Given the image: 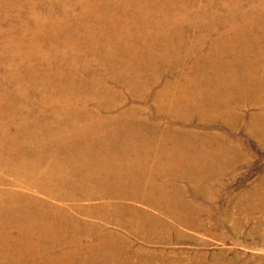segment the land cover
I'll return each instance as SVG.
<instances>
[{
	"label": "bare ground",
	"instance_id": "6f19581e",
	"mask_svg": "<svg viewBox=\"0 0 264 264\" xmlns=\"http://www.w3.org/2000/svg\"><path fill=\"white\" fill-rule=\"evenodd\" d=\"M184 2L88 0L80 4L79 21L70 19L67 11L64 21L34 16L28 36L23 35L17 46L10 45L20 62L32 65L26 66L24 76H11L10 85L40 84L44 101L36 113L28 108L26 90L11 91L0 85V174L11 176L15 184L37 195L0 190V262L67 264L93 254L110 260L117 256L109 251L114 243L103 235L94 238L86 233V227L83 230L75 217L51 201L137 198L190 225L180 211L192 215L193 210L169 196L160 181H220L227 168L240 159L214 136L203 139L193 133L166 132L160 140L159 126L150 119H139L142 112L138 109L121 111L122 102L117 101L120 94L135 100L151 93L150 86L160 78L153 66L156 61L173 72L174 34L185 27L183 19L174 14L182 12ZM256 13L259 21L255 23L248 22L245 13L234 18L230 30L224 29L186 85L169 83L156 93L153 115L167 114L185 125L195 119L223 123L237 130L242 115L236 111L251 102L262 112L252 117L247 128L264 142V2ZM88 21L94 22L97 35L86 29ZM81 30L94 41L89 65L99 62L103 72L111 75L108 81L123 88L121 93L102 79L80 80L79 90L71 73L54 71L56 54H61L60 63L72 66L71 71L78 68L80 51L74 47V32ZM59 35L65 38L63 43L58 41ZM163 40L168 42L165 56L153 60L156 46ZM51 43L56 48L50 54L45 50ZM88 68L84 67L85 72ZM82 90L88 93L83 95ZM94 103L96 110L89 108ZM75 148L79 153L72 156L60 153ZM50 149L54 153L48 155ZM218 163L225 167H215ZM94 230L90 228V232ZM86 241L97 244L83 253L78 247ZM63 247L76 249L64 251Z\"/></svg>",
	"mask_w": 264,
	"mask_h": 264
},
{
	"label": "rangeland",
	"instance_id": "374dc122",
	"mask_svg": "<svg viewBox=\"0 0 264 264\" xmlns=\"http://www.w3.org/2000/svg\"><path fill=\"white\" fill-rule=\"evenodd\" d=\"M0 1V85L11 91L26 90L23 95L28 96V108L39 113L44 101L40 95L42 86L30 81L14 86L9 83V78L15 74L24 76V69L31 65L30 62H20L19 54L10 45H18L23 35L28 36L35 25L34 16H49L54 21H64V11H67L70 19L79 21L83 11L81 5L88 0ZM183 1L185 2L182 12L174 14L175 18L183 19L185 27L180 34H174V58L171 57L170 63L173 72L166 71V65L156 61L158 64L153 66L157 67L160 78L155 85L150 86L151 93L144 99L135 100L129 99L126 94H120L117 101L122 102L121 111L138 109L142 112L139 119H150L152 124L159 126L160 140L166 132L183 135L193 133L203 139L214 136L220 143L227 145V149L235 154L234 158L240 159L227 168L222 180L219 178L220 181L218 178L202 184L183 179L164 178L160 181L169 196L179 198L184 201L187 209L193 210V216L180 211L190 225L177 222L171 212L137 198L51 201L75 217L83 230L86 227V233L92 234L94 238L97 234L108 238L114 243L109 251L117 253V256L110 260L100 254H93L78 260L80 262L67 264H264V142L247 128L252 117L262 112L261 109L252 106L251 102H247L245 107L241 104L240 109L236 111L242 115L237 123V130L223 123L212 124L214 122L208 123L199 119L185 125L167 114L152 113L155 109V94L163 91L169 83L175 87L186 85L185 82L194 76V70L200 67L199 61L209 53L224 29L230 30V23L234 18L238 19L245 13L248 22L259 21L256 10L264 0H179V3ZM12 3H15V7ZM161 18L162 14L157 16V19ZM68 23L69 20L65 24ZM259 28L262 26H257V29ZM86 29L97 35L93 21H88ZM74 33V39L77 40L74 47L80 51L78 68L71 71L72 66L60 63L61 54H56L54 71L65 69L67 75L71 73L75 79L73 85L79 90L80 80L84 83L98 79L109 82L111 75L103 72L99 62L89 65V61L93 59L90 51L93 39L86 38L85 30ZM59 36L58 41L63 43L65 38ZM55 46L51 43L45 51L51 54ZM167 46V41L159 42L153 60L165 56L164 50ZM224 58L236 64L233 57L225 55ZM153 60L150 58V61ZM33 64L38 66L37 61ZM45 65L43 64L42 68ZM86 65L89 68L85 72ZM146 71H151V68ZM107 85L114 91H123L120 84L109 82ZM82 93L85 95L88 92L82 90ZM49 96L46 97L50 98ZM96 105L97 103H94L89 108L96 110ZM77 151L76 148L62 149L60 153L63 156H72ZM53 153L54 150L47 151L48 155ZM218 165L225 164L218 163L215 167L219 168ZM14 181L16 182V179L13 180L11 176L3 178L0 174V190H12L27 196L36 195L32 191L24 190L22 185L15 184ZM105 215L109 217L106 218ZM90 228L95 230L90 232ZM96 244L97 241L93 244L86 241L78 248L87 253ZM74 249L76 248H62L64 251ZM2 263L6 264L1 260L0 264Z\"/></svg>",
	"mask_w": 264,
	"mask_h": 264
}]
</instances>
